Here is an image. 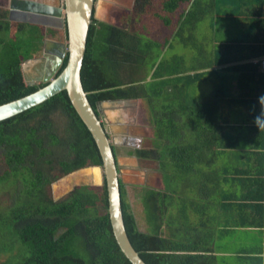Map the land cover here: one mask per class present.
Wrapping results in <instances>:
<instances>
[{"label": "trees", "instance_id": "trees-1", "mask_svg": "<svg viewBox=\"0 0 264 264\" xmlns=\"http://www.w3.org/2000/svg\"><path fill=\"white\" fill-rule=\"evenodd\" d=\"M136 10L150 14V24H157L156 34L147 31L150 24L145 33L141 28L133 31L94 18L82 80L95 109L100 100L145 101L156 136L166 141L167 181L177 188L180 171L187 174L182 180L193 172L202 174L198 164L215 160L216 145L240 141L230 139L227 131L226 140L219 142L218 131L224 123H234V119L220 122L217 113L220 109L227 114L235 110L245 112L246 106H250L246 94L252 90V84L264 89V0H165L163 6L157 0H137ZM0 11V44L5 45L0 50L3 104L30 94L45 83L29 84L25 79L22 63L28 57L23 58L17 40L2 35L12 26L23 30L24 24L9 20L6 9ZM175 11L179 12L175 36L191 48L192 67L181 55L159 58V32L170 25V20L161 18L163 13L170 16ZM227 16L229 23L216 30L214 21ZM209 17L214 18L213 34L212 38H205L198 35L199 25ZM67 62L68 55L62 69ZM219 67L225 69L223 74ZM192 69L195 73H188ZM175 75L181 83L173 89L166 88ZM163 77L167 80L162 81ZM231 82H237L241 97H229L224 92ZM200 83L215 84L210 96L216 100L203 102L195 90ZM220 98L221 104H217ZM261 109L259 117L264 119V104ZM255 116L254 123L251 119L247 123L257 131L254 143L263 165L264 121L258 124V115ZM158 151L139 149L137 154L156 159L162 157ZM0 164V189L5 183L16 185L12 204L0 207V264H133L115 238L106 183L78 185L59 200L50 194V185L63 176L103 164L98 145L66 90L0 121ZM120 187L127 232L148 264H211L208 256L204 259L202 254L190 252L194 244L189 243L187 233L164 235L163 217L170 208L167 192L135 186L146 214L147 229H142L128 197V186L121 181ZM181 205L187 207L186 200Z\"/></svg>", "mask_w": 264, "mask_h": 264}, {"label": "crops", "instance_id": "crops-1", "mask_svg": "<svg viewBox=\"0 0 264 264\" xmlns=\"http://www.w3.org/2000/svg\"><path fill=\"white\" fill-rule=\"evenodd\" d=\"M102 1L106 3L101 5V11L104 12L103 7H107L112 0ZM128 1L129 4L123 3L122 6L123 10L127 11V25L138 22L139 28L146 33L148 30H145V26L149 25L153 19L147 11L142 14L136 10L137 0ZM157 1L160 6H163L165 0ZM42 2H45L48 7H57L49 0H42ZM118 14L120 15L118 12L114 13L115 16ZM163 14H165L163 16L165 19L161 18L163 21L170 20V25L160 22V25L162 23L165 27L159 32V37L157 36L161 42L159 58L164 60L178 56L174 52V46L178 42L175 29L178 26L179 12H171L170 16L166 13ZM53 15L46 13L49 18L47 24L18 21L24 25H35L40 28L38 33L42 36V41L39 51L22 63L25 79L36 85L43 83L42 79L53 70L55 62L59 59L62 44L67 42L66 30L54 24V20L51 19H56V17ZM23 31L25 32L26 29ZM169 52L172 53L169 54ZM62 67L63 65L57 69V73L61 71ZM262 70H264L263 66ZM218 71L223 74L225 69L219 67ZM188 73L193 74L195 71L192 69ZM165 80H167L166 77H163L162 81ZM219 81L221 82L222 79ZM176 83L180 84L181 82L177 81L175 75L171 84H167L166 88L173 89L177 85ZM214 85L212 91H214ZM224 92L228 93L229 97H241L237 82H231L230 86L226 85ZM246 96L252 106H246L245 112L235 110L231 112L234 114L230 116L231 113L227 114L225 110L218 111L217 120L220 122H224L230 117L234 119V123L231 125L224 123V128H220L221 130L218 131L219 142L226 140L224 137H226L227 131H229L230 139L238 138L237 140L240 141L235 140L233 144L227 142V145L224 146L216 145L218 154L215 160L201 163L203 164L202 174L196 175L197 173L193 172L190 175L194 177V181L186 179L196 189L194 197L190 198L186 197L183 189L180 190L182 188L180 182L177 183L178 188H174L167 181L165 170L169 169V159L167 153L165 154L166 145L164 143L166 141H161V143L154 141L156 138L155 127L151 123V116L145 101L142 98H120L132 102L107 104L103 108L111 129L118 132L116 134L118 138L122 136L139 140L138 146L119 144V157L126 180L133 175L131 169L134 167L131 162L134 156H129L132 157L131 159L127 158L129 151L127 148H130L129 153L134 155V149L137 148H158V152L162 155V157L154 159L157 164L155 169L146 168L141 171L144 177L139 178L140 182L144 184L126 185L155 187L167 192L170 208L163 217L164 235L175 236L187 233L189 243L194 244V248L190 249V252L195 255L202 254L205 256L204 259L208 256L211 264H264V164L262 165L258 159V149L255 148L254 138L257 136V131L252 128L254 125L247 123L249 119L254 123L255 115L261 116L262 104L259 101L261 97H264V89L257 83H253L252 90ZM202 99L203 102H213L216 97L202 95ZM217 102V104H221V98L217 99ZM143 118L144 122L141 121ZM139 160L145 163L153 158L140 157ZM149 177L151 180H148ZM153 178H155V183H151ZM183 199L186 200L187 207L181 205ZM139 201L141 203L140 221L143 224L140 223L141 228L147 229L144 204L141 199Z\"/></svg>", "mask_w": 264, "mask_h": 264}, {"label": "water", "instance_id": "water-1", "mask_svg": "<svg viewBox=\"0 0 264 264\" xmlns=\"http://www.w3.org/2000/svg\"><path fill=\"white\" fill-rule=\"evenodd\" d=\"M49 1H51V4L55 3L54 5H57V7H48L42 0H13L10 5V20L13 21L47 24V19L49 18L46 16V13L54 14L53 16L56 19L53 18L51 20H54L55 25L66 30L67 42L62 44L59 59L55 62L53 70L42 79L45 85L23 97L0 104V121L38 106L66 90L75 109L92 133L100 150L103 164L76 170L65 175V177L72 176L79 178L81 181L85 177L86 179L93 178L92 170L98 172V176L95 174L94 177L95 182L91 180L89 182H92L91 185L102 186L105 183L107 185L108 211L113 232L120 248L133 264H148L133 245L127 232L120 187L121 181L124 184L138 185L144 183L126 180L121 165V158L115 154L113 147L118 144V136L116 135L118 132L111 129L103 110L107 104L125 103L126 101L127 103H131L132 101L126 99L100 100L97 102L95 109L82 80V68L87 50L90 26L94 18L98 19L97 15L101 11V5L104 2L102 0ZM67 55V65L57 73V69L63 65ZM27 82L33 84V82H29L28 80ZM79 180L77 183L80 182Z\"/></svg>", "mask_w": 264, "mask_h": 264}, {"label": "rangeland", "instance_id": "rangeland-1", "mask_svg": "<svg viewBox=\"0 0 264 264\" xmlns=\"http://www.w3.org/2000/svg\"><path fill=\"white\" fill-rule=\"evenodd\" d=\"M6 0H0V4L5 3ZM241 3V1H240ZM109 5V3H108ZM109 7H103L104 12H106ZM115 10V9H114ZM114 10L113 12H106L107 16L105 14V17H107L109 20L118 23L120 26H125L126 28L130 29V30H137L139 29L138 26V22L131 24V25H127V11L123 10V8L118 7L116 10L118 11V13H120V15L118 14V16L114 15ZM2 11H0L1 14ZM3 19L0 16V20ZM229 16H227L226 19H217L214 21V23L217 25L216 26V30H220L225 24L229 23ZM10 20V18H9ZM214 18L213 17H209L207 20L202 21L200 23V28H199V33L198 35H201L205 38H212V28H211V24L213 22ZM24 28L26 29V31L24 32L23 30H18L16 28H14V26L11 27L10 30H6L2 33V35H4L5 38H7L8 40L11 39L13 41L16 42V40L18 41L19 44H21L22 49L21 54L23 56V58H27L29 56H32L33 54H35V52L39 51V46L41 44L42 41V36L38 33L40 31V28L38 26H33V25H23ZM151 28L148 29L149 33H153L156 34L155 30L157 28V24H155L154 26L152 24H150ZM147 28V26H145V29ZM37 31V32H36ZM148 33V34H149ZM158 34V33H157ZM1 35V33H0ZM5 45L0 44V50L4 49ZM174 52H176L178 55L183 56L186 61H189V66L192 67L193 66V54L191 52V48L185 44L184 42H182V40L180 41V39L178 40L177 44L174 46ZM172 52H169V54ZM150 84V83H149ZM151 87V86H149ZM198 94L200 96H210L211 92L213 90V84L212 83H200L198 86H196L195 89ZM141 121H145V119L143 118ZM157 133V131L155 130V134ZM157 137V136H156ZM155 142L157 143H161V141H163L162 139H159L158 137L154 139ZM128 153L127 156H134L133 153H129L130 152V148H127ZM133 159V158H132ZM135 160H131V162L134 164V167L131 169V173H133V175L129 176V180H135V181H140L139 177H144V174L141 173V171H144L146 168H151L152 170L155 169L157 167L156 161L153 160H149L145 163L142 162V160H138L137 162H134ZM130 164V162H128ZM131 163V165H132ZM1 165V164H0ZM199 165V164H198ZM201 169H203L202 165H199ZM198 166V167H199ZM135 168V169H134ZM94 171V170H93ZM92 171V172H93ZM200 174V171H198ZM94 173V172H93ZM187 174H184L183 172H179V176H180V185H181V189H183L186 197H194L195 194V188L193 187L192 184H189L192 182V180L194 181V177L190 176L191 174L188 175V177H186V179L189 180H182ZM63 176L62 178H60L59 180H57L55 183L51 184L49 187L50 190V194L53 196L54 199L59 200L62 199L63 197L66 196V194H68L73 187L77 186V185H91L92 182H95V178L91 177L89 179H86V177L83 179H81V181L79 180V178H75V177H65ZM79 177V175H78ZM80 181L79 183H77V181ZM92 181L91 183L89 181ZM148 180H151V177L148 178ZM187 181V183H186ZM151 183H155V178L152 179ZM185 183V184H184ZM192 185V186H191ZM97 186V185H95ZM178 188V187H177ZM0 207H9L14 198V193L16 190V185H10L9 183H5L1 189H0ZM138 188H135L133 186H128V197L130 202L133 204L135 211L139 217L140 220V212H141V203L139 201V194H138ZM141 223V221H140ZM142 224V223H141ZM143 225V224H142ZM3 258V257H2Z\"/></svg>", "mask_w": 264, "mask_h": 264}, {"label": "flooded vegetation", "instance_id": "flooded-vegetation-1", "mask_svg": "<svg viewBox=\"0 0 264 264\" xmlns=\"http://www.w3.org/2000/svg\"><path fill=\"white\" fill-rule=\"evenodd\" d=\"M12 2H13V0H6L5 3L0 4V8L6 9L9 12L8 13L9 14V18H10V5L12 4ZM123 3H125L127 5V4H129V1L128 0H112V2L109 3V5L107 6L109 8L106 9L107 10L106 12H109V11H112L113 12L114 9H115L114 10V13L118 12L116 9L118 7L122 8V6L124 5ZM106 12L104 13V12L100 11L98 13V15H97L98 20H101V21H104V22H108V23H111V24H115V25H119L118 23H114L113 21L109 20L107 17H104L105 14L107 16V13ZM95 13H96V11H95ZM12 22H17L18 23V21H13V20H12ZM37 85H40V84H37ZM96 107H97V105H96ZM117 143L118 144H116L113 147H114V150H115V154L117 156H119V147H120L119 144H121V145L122 144H130V145L138 146L139 140L138 139H132V138H125V137H122L121 136L120 138L117 139ZM136 150H139V149L138 148L137 149H134L135 155H134V157L132 156L133 157L132 161L133 160L138 161L140 159L139 155L136 154ZM132 157L127 156V158H129V159H131Z\"/></svg>", "mask_w": 264, "mask_h": 264}, {"label": "clouds", "instance_id": "clouds-1", "mask_svg": "<svg viewBox=\"0 0 264 264\" xmlns=\"http://www.w3.org/2000/svg\"><path fill=\"white\" fill-rule=\"evenodd\" d=\"M264 97H261V103L264 104ZM260 121H264V119H261L260 117H257V123L259 124Z\"/></svg>", "mask_w": 264, "mask_h": 264}, {"label": "bare ground", "instance_id": "bare-ground-1", "mask_svg": "<svg viewBox=\"0 0 264 264\" xmlns=\"http://www.w3.org/2000/svg\"><path fill=\"white\" fill-rule=\"evenodd\" d=\"M93 171V170H92ZM94 173H93V177H95V174H96V176H98V172L97 171H93Z\"/></svg>", "mask_w": 264, "mask_h": 264}, {"label": "built area", "instance_id": "built-area-1", "mask_svg": "<svg viewBox=\"0 0 264 264\" xmlns=\"http://www.w3.org/2000/svg\"><path fill=\"white\" fill-rule=\"evenodd\" d=\"M263 67H264V60H263Z\"/></svg>", "mask_w": 264, "mask_h": 264}]
</instances>
